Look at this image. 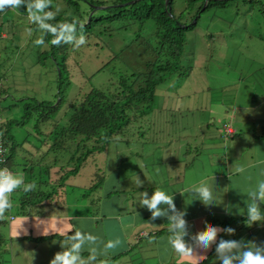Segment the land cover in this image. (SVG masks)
<instances>
[{
  "label": "trees",
  "instance_id": "obj_1",
  "mask_svg": "<svg viewBox=\"0 0 264 264\" xmlns=\"http://www.w3.org/2000/svg\"><path fill=\"white\" fill-rule=\"evenodd\" d=\"M26 2L31 3V0ZM165 2L166 0H48L50 7L43 10L33 8V16L38 19L30 16L26 4L0 11V39L5 40L7 44L0 47V148H2L0 162L10 169L12 176L20 175L24 181L20 188L14 190V197L8 198L12 207L0 216V225L6 224L5 216L13 208L17 211L15 214L23 217L52 215L53 213H44L41 207L45 203L52 205L50 202L53 199L55 203L57 197H63L64 188L67 186L66 180L78 175L92 156L106 150L111 141H120L119 135L132 133L138 128L137 124L150 127L149 131L155 125L162 126L161 121L159 123L155 121L159 115L155 117L152 113L166 115V121L172 114L178 113L182 116L184 111L193 112L195 109L193 107L186 108L184 104L178 103H162L158 98L167 94L165 89L161 91L159 89L172 76H183V79H188L195 71L194 60L197 59L195 50L188 55L186 44L188 32L197 30L201 21L210 20L209 27H214L215 31H224L220 23L232 25L233 16L225 12L229 9L235 11L233 12L236 14V20L240 15L246 19L245 22L250 20L251 27L256 23L253 11L255 6L263 7L264 16V0H170L171 14L167 11ZM240 4L250 7L242 11ZM17 11L21 13L18 16ZM207 12L212 13L209 19L207 17L205 20ZM194 19H197L195 23ZM19 25L28 29L25 35H23L25 28L21 29ZM52 28L56 31L52 32ZM4 32L8 36L7 39L2 37ZM104 36H108L107 40L118 36L121 38L122 47L119 51L111 52L110 60L113 61L121 60L122 53L130 46L145 45L149 51L146 68L143 72L131 71L129 74L116 71L119 75L117 80L115 79L117 82L111 81L106 89L91 86L82 95L68 98L63 91L64 84L70 83V78L77 70L76 67H72L69 59L75 57L78 61L79 51L88 47L91 51L105 40ZM208 36L212 37V34ZM81 37L85 40L83 45L79 43ZM53 39H58L59 43L52 44ZM36 40H42L43 43L36 44ZM101 47L103 48L102 45ZM19 51L22 55H17ZM107 51H110V48ZM19 58L36 59L34 63L40 69H45L42 74L54 76L58 88L56 94L59 96L57 103L55 97L54 100H49L38 99L34 95L20 98L13 95L16 90L12 91L13 84L7 81L11 76L9 71L14 72L15 68L18 69ZM77 61L74 62V66L78 67ZM106 66L108 62H104L99 69L102 70ZM172 96L171 94L170 98ZM17 107L22 109L20 115L15 114ZM197 108L199 109V106ZM201 108L207 109V105L204 103ZM165 124L169 128L172 126L168 120ZM20 130L26 134L23 138H19ZM173 149L174 145L169 150V163L165 162L162 165L156 162V165L166 168L165 174H169V179L172 173L169 171L173 170V158L176 156ZM157 172L160 173L162 170L158 169ZM52 173H55L56 177H52ZM184 173L183 176L177 175L183 179L175 191L194 182L185 170ZM190 175L196 176L194 178L196 180L202 177L203 173L196 170V173ZM161 177L163 178L162 175ZM54 178H57L56 183ZM160 178L158 177V181L161 185L142 183L141 188L147 189L149 194L145 191L140 193L138 209L142 207L140 201L150 199L153 195L154 191L151 189L174 194L171 185L164 178L162 182ZM28 184H33V187L25 191L24 187ZM99 185L100 181L90 188L100 187ZM127 188L137 190L135 184H130ZM136 199L132 195L128 202L129 207L133 208L128 210L132 213L134 208H137ZM133 219L130 216L127 220ZM244 219L230 217L223 222L213 219L208 222L206 229L216 224L228 226L235 220ZM201 235L202 233L188 235V240L200 239ZM23 239L40 241L44 238L28 235L23 236ZM11 241V238L7 239L0 235V264L13 263L12 255L9 257L5 250L6 244ZM131 249L132 246L127 252L129 253ZM127 252L125 254H128ZM215 252L216 248L206 260L211 259ZM80 254L92 257V254L87 252ZM116 260L117 258H112L109 261L116 264ZM102 263L108 262L104 258L95 260V264Z\"/></svg>",
  "mask_w": 264,
  "mask_h": 264
},
{
  "label": "rangeland",
  "instance_id": "obj_2",
  "mask_svg": "<svg viewBox=\"0 0 264 264\" xmlns=\"http://www.w3.org/2000/svg\"><path fill=\"white\" fill-rule=\"evenodd\" d=\"M248 7L250 5L240 4L242 11ZM233 11L231 9L225 11L233 18L230 26H226L223 22L220 23L224 31H215L214 27H209L211 24L209 20L201 21L196 28L198 31L188 32L187 54L190 55L195 50L194 53L197 58L194 60L196 63L195 71L188 79H183V76H172L159 89V91L165 89L167 93L158 98L160 102L184 104L186 108H195L193 112L186 113L184 111L182 116L178 113L170 115L167 119L168 123L172 125L170 128L165 124V122L167 123V120L165 121L166 115L152 113L155 117L159 115L160 119L158 118L155 121L157 123L161 121L162 126L155 125L149 131L150 127L147 128L137 124L138 128L134 129L132 133L124 136L119 135L120 141H111L106 146V150L89 159L77 176H71L66 180L67 186L64 188L65 192L61 197L62 199L57 198L58 203L52 205L45 203L41 207L44 213L66 216L71 211L73 214L90 213L94 216L99 215L101 218L103 214L107 216L106 213L112 208L111 203L113 205L114 200L120 201L122 205L127 200L126 205L120 207L119 204L120 210L130 208L128 202H130L131 196L134 195L137 198V208H134V215L140 218L139 211L148 207L140 201L142 207L138 209L140 193L142 191L148 193L147 189L141 188L142 183L152 184V186L161 185L158 177L160 178L162 175L164 180L171 185V191L178 190L183 177L178 178L177 175L182 174L183 176L185 170L186 174L190 176L191 173H196L197 168L202 164H204L206 171L223 169L221 165L225 164L226 155L228 154H232L240 166L249 170V165L253 162L249 160L253 157L252 148L259 150L261 146L260 143L252 140V134L256 132L262 135L260 128L264 126V16L263 7L255 6L253 11L255 12L256 23L255 25L252 24L251 27L249 26L251 24L250 20L245 22L246 19L241 15L236 20V14ZM211 13H205V20L207 17L209 19ZM19 14L21 13L17 11L16 16ZM19 28H25L23 29L25 30L23 35L27 33L26 30L28 29L26 27L19 25ZM149 33L151 34L152 30ZM210 33L212 37L208 36ZM144 35L146 34L144 33ZM2 37L4 39L8 38L5 32ZM103 39L105 40L100 42V45L96 48H92L91 51H89V47L79 51V62L75 57L69 59L72 67H76L77 70L70 78V83L64 84L63 91L65 95H68V98L82 95L91 86L106 89L111 81L117 80L119 75L116 71L129 74L131 71L143 72L146 68L149 51L145 45L130 46L122 53L123 60L113 61L110 60L111 52L119 51L122 47L121 38L118 36V38L107 40L108 36H104ZM6 45L5 40L0 39V47ZM109 48L110 51H107ZM17 55H22V52L19 51ZM35 61L36 59L33 58L30 60L23 58L18 60L19 65L17 67L20 68L19 70H16V68L14 72L13 70H7L11 74L7 82L13 84L12 91L16 90L13 95L17 98L34 95L38 99L49 100H54L55 97L57 103L59 96L56 94L58 88L56 81L54 82V76L52 74H42L45 69H40L34 63ZM76 61L79 64L78 67L74 66ZM104 62H108V66L100 70L99 68ZM171 94L173 95L172 98H170ZM210 99H213V101H210ZM204 103L207 105V109L201 108ZM255 104H258V106ZM198 106L199 109H196ZM235 109L236 111H234ZM21 113L22 109L17 107L15 114L20 115ZM225 122L233 123V127L239 133L238 137L221 136L224 133L222 128ZM199 134L202 138L197 140L196 137ZM25 135L23 130L19 131V138H23ZM239 143L244 144L245 149H242ZM168 145H174L173 150L176 153L175 158H173V170L169 171L172 172L171 179H169V174H165L167 171L165 167L156 165V162L162 165L165 162L169 163ZM188 145L190 147H184ZM209 145V149H203V147ZM212 148L214 149L211 152ZM209 157V163L213 168L207 166ZM175 160H177L176 163ZM220 160L223 163L220 167H215L218 166ZM212 162H215V164ZM158 169L162 172L158 173ZM173 174H175V177H173ZM13 176L19 177L20 175ZM53 176L55 177V174ZM163 178H160L162 182H164ZM98 181H100V187L91 189L90 186L98 183ZM130 184H135L137 190H134L136 188H127ZM151 190L156 191V189ZM129 191H132V193ZM110 192L111 195H109ZM114 207L116 208V206ZM130 209L133 210V208ZM125 210L122 215L127 216L128 212H125ZM116 211L118 213L117 208L114 213ZM16 212L13 208L9 213L14 214ZM114 215H110V220L114 219L112 218ZM55 217L41 216L39 219H42L44 224V220H52ZM61 218V216H58V220L54 224H57L64 231L66 222L64 218ZM151 218L154 221L158 219L156 215H153V212L149 213L150 222H152ZM5 220L8 222L9 216L6 215ZM7 222L0 225V235L8 239L10 237V224ZM177 224L175 220L170 221L169 227L173 228L160 229V235L171 238L175 244L179 239H182L181 234L178 233L182 229L175 227ZM99 230L100 226L98 230L92 231L89 236L86 234V237L81 232L78 231V233L79 241L82 243L85 241L86 243L90 242L89 244L92 247L94 245L93 251L100 255L102 238L101 233L100 236L97 235ZM116 232L117 230L114 226L112 227V223L108 224L109 242L119 241L120 243V238L118 234L116 235ZM62 242L61 244L64 247L69 245L66 241ZM45 245L47 244L40 243L37 247H33L31 242L13 238V245L12 243L6 244L5 250H7L9 257L14 253L13 264H42L43 259L49 253V247ZM158 245L157 240L147 245L149 248L146 247L145 252H141L145 257V262L139 264H161L162 259L156 253ZM116 247L120 248L118 244ZM133 252L138 254L139 247H136ZM178 255L179 252L174 253V260ZM140 259L142 257H134V260ZM168 262L167 264H171L169 260ZM73 263H76V261L74 260Z\"/></svg>",
  "mask_w": 264,
  "mask_h": 264
},
{
  "label": "crops",
  "instance_id": "obj_3",
  "mask_svg": "<svg viewBox=\"0 0 264 264\" xmlns=\"http://www.w3.org/2000/svg\"><path fill=\"white\" fill-rule=\"evenodd\" d=\"M255 105L258 106V104ZM236 109L234 111H236ZM246 118H248L247 115ZM233 129L235 132L230 138L239 136L238 131L234 127ZM260 129L261 134L263 135L264 126ZM252 136V140L260 143L261 146L259 150L252 148L253 157L252 159L249 158V160L253 162L249 165V170L246 167L240 166L239 163L236 162L237 159L234 158L232 154L226 155L224 165H221L223 161L220 160L218 166H215L220 167L221 165L223 169L219 168L206 171L204 164H202L197 168L198 171L203 173L202 177L194 180L196 176L192 175L191 177L190 175V179L194 181L191 185H185L181 190L175 191L173 195H170L172 192L169 194L167 193L172 197V205L161 202L157 205V210H152L148 207L150 212L158 211L159 214L156 215V217H158V219L155 218L156 221L151 218L152 222H150L149 214L145 210L139 211L141 214L140 218L132 215V218L134 219L132 221L127 220L130 218L132 212L127 209L128 215H121L119 204L120 207L123 205L117 200H114L113 205L116 206L118 213L117 211L114 213L116 208L112 203V208L106 213L107 216L115 214L114 218L117 216L115 220H110L108 217V219H103V217H93L90 213L73 214L71 211L68 212L67 216H60L64 218L65 222L69 220L68 226L70 227L73 225V227L76 228L79 233L81 232L84 234L85 237L86 234L89 236L92 231L98 230L100 226L97 235L100 236L101 233L102 241L100 242V253L104 256H107L110 253L109 250L105 251L104 249L109 241L108 224L110 223H112V227L114 226L116 228V235L118 234L120 238V243H118L120 248H114L117 252H127L131 248L134 235L139 227L142 230L153 231L154 233L158 232L157 235L142 239L141 242L146 239L142 246H138V244L136 245L139 247L138 254L133 252L136 247H132L130 252H127L129 257L131 253L133 254L131 255L132 263L139 264L143 261L145 262V257L141 252H145L147 249L146 247L149 248L147 245L156 240L159 243L156 253H158V257H161L162 259L161 264L169 263L168 260L171 263L172 260H174V253L177 252L175 244L171 238L162 236L159 232L160 229L168 226L169 222L172 220L179 223L182 220L183 224H185L193 233L203 231L204 234L202 232L201 237L206 236L210 229H215L216 235L207 245L201 243V237L193 244H189L188 242L185 244V239H179V241L184 244L185 249L188 252H191V256L179 253L171 264H226V262L227 264H243L245 255L249 252L253 255H259L264 258V198L260 196V186L261 184H264V136H261L260 133L256 132H254ZM196 138L197 140H200L202 136L199 134ZM243 145L239 143V146L242 149H245ZM184 147L190 146L188 145ZM209 148L210 145L208 147H203V149ZM213 149L214 148L211 149V152ZM209 161L210 157L208 158L207 166L212 167ZM212 163L215 164V162ZM205 181L209 182L210 191H212L214 195V203H205L201 200L199 198V193L195 188L187 190L190 187L200 185ZM253 207L256 208L260 221L252 227H239L240 224L236 222L229 227L215 225L206 229L208 222L213 219L222 221L230 216L236 218L251 217V209ZM57 220L58 217H55V219L52 220L46 219L43 224V220L37 217L15 219L13 221L15 224L11 225L10 232L12 236H18L28 233L31 228L34 230V234L37 235L54 232L61 233L62 229L58 227L57 224H54ZM184 234L185 232L183 231V234H181L183 238ZM228 239H233V241L227 244ZM220 240L222 241L218 244L215 255H213L211 259L206 260L208 258L207 256L211 253L214 244ZM61 243L62 242L58 240L53 241L50 246L49 254L43 259L42 264H51L54 259V254L57 251V247L59 245L64 247ZM89 243L90 242L86 243L85 241L82 243L79 241L78 249L85 252H92L94 250V245L92 247ZM221 245H225V247H221ZM114 250L112 249V253ZM61 253H63V250ZM136 256L142 257V260H134V257Z\"/></svg>",
  "mask_w": 264,
  "mask_h": 264
},
{
  "label": "clouds",
  "instance_id": "obj_4",
  "mask_svg": "<svg viewBox=\"0 0 264 264\" xmlns=\"http://www.w3.org/2000/svg\"><path fill=\"white\" fill-rule=\"evenodd\" d=\"M169 2H170V0H166L165 4H166L167 11L171 14V9L169 8ZM21 4H26L27 10H28L30 16L33 19H38V17L33 16V11H32L33 8L36 9V10H43L46 7H50V4L48 3V0H31V3L26 2V0H0V11H4V10L9 9V8H18ZM49 18H51V13H49ZM196 20L197 19H194L193 23H195ZM51 31L55 32L56 29L52 28ZM35 43L36 44H42L43 41L42 40H36ZM58 43H59L58 39H53L52 40V44H58ZM79 43H80V45H83L85 43V40H84L83 37H81ZM227 126L231 128V132L227 131V129H226ZM222 130L224 131V133H223L224 137H231L233 135V133L235 132L234 129H233V123H231V122L223 123ZM172 148H173V145H168V150H170ZM0 150L2 151V148H0ZM0 160H2V159L0 158ZM3 165H2V162H0V168H3V169H0V216H2L5 213V211L9 210L12 207V205L10 203V200L8 198L12 199V197H14V190L20 188L21 185L24 183L22 178L12 176L10 174L11 173L10 169L6 168V166H3ZM53 174H55V173H52V177H54ZM55 177H56V175H55ZM56 179L55 178L53 179L55 183H56V181H55ZM29 187H33V184L25 185L24 190L27 191V189ZM191 188H195L196 189V191L199 193V198L201 200H203L205 203H214L215 202L213 192L210 191L209 182L205 181L202 184L190 187L187 190H190ZM260 189H261L260 196L262 198H264V184H261ZM57 198L59 199V197H57ZM54 200L55 199H53L50 203L53 204ZM161 202L167 203L169 205H172V203H173L172 197L170 195H168L163 190L154 191V193H153V195L151 196L150 199H144L142 201L143 204L148 205V207L150 209H152V210H157V205L160 204ZM55 203H58V202L55 201ZM126 203L127 202L125 200L123 205H126ZM127 209L126 210L125 209L119 210V211H121V215L123 214L124 210H125V212H127ZM144 210L148 214L150 213L148 208H146ZM157 214H159L158 211H154L153 212L154 216L157 215ZM60 215H57V214H52V215L46 214V215H36V216H24V217H28V218H32V217L39 218L41 216H45V217L46 216H56V217H58ZM132 215H134V214L132 213L131 216ZM7 216H9V220H8V222L10 224V230H9V234H10L9 236L10 237L9 238L12 239V241H11L12 245H13V238H17V239H21L23 241H28V242L33 243V247H37L40 243L47 244L45 246L49 247V251H50V246L53 243V241H57L58 240V241H61V242L62 241H66V242L69 243V245L66 246L65 248L62 245H59L57 247L58 251H56V253H55L56 257H55V254H54V258L55 259L52 260L51 264H95V260H99V259L101 260L103 258L106 259L108 263H102V264H109V263L112 264V261H109L112 258H117V260L115 261L116 264H132V262H129V263L126 262L127 260H130L131 255L129 257V254H125L126 252H123V251L117 252V251L114 250V248L119 243V241H116V242H111V241L109 242L108 241V243L104 247L105 251H107V250L110 251V253L107 256H104L101 253L99 255V253H95L94 251L87 252L89 254L91 253L92 257L91 256H86V257L82 256L80 253L81 252H85V251H82V250L78 249V247H79V245H78L79 233L76 230V228L73 227V225H71L70 227L68 226L69 220L66 221V224H67L66 228H64V231H62L61 233L54 232V233H50V234L37 235V234H34V230L30 228L28 233H26V234L18 235V236H12L10 231H11V225L14 224L13 221L15 219L17 220V219L24 218V217L23 216H19V215L15 214V213L14 214L13 213H9V214H7ZM92 216L93 217H99V215L98 216L92 215ZM102 217H103V219H106L107 217L110 218V215L109 216L103 215ZM230 217H232V216H230ZM230 217H228V218H230ZM112 218H114V217H112ZM116 218H117V216L113 220H115ZM228 218H226V219H228ZM232 218H234V217H232ZM244 218L245 219L243 221L235 220V222H232L228 226H223L221 224H216V225H221L222 227H229L233 223L237 222V223L240 224L239 227L248 228V227H252L253 225H255L256 223H258L260 221L259 220L260 217H259L255 207H253L251 209V217H244ZM226 219H224V220H226ZM224 220H222V221L218 220V221L223 222ZM176 223H178V224L175 227H180L182 229V231L179 230L178 233L183 234V231L185 232L184 238L182 237V240L185 239L184 240L185 243L188 242L189 244H193V243H195L198 240V239L197 240H188V235L189 236H193V234L196 235L198 233H202L200 231L197 232V233H193L192 231L189 230V228L185 224H183L182 220L180 221V223L179 222H176ZM213 226H215V225H213ZM166 228L172 229L173 227H169V225H168V226H166ZM187 231H190L191 233H187ZM159 232H161V231L159 230ZM157 233L158 232L154 233L153 231L142 230L139 227L138 230L136 231L135 235H134V239H133V242H132V247L142 246L144 244V241L146 240L145 239V240H143L141 242L142 239L148 238L150 236L157 235ZM28 235H31L32 237H35V238L43 237L44 239H42L40 241L24 240L23 236H28ZM215 235H216V230L215 229H210L206 236H202L201 237V243L204 244V245H207L209 243V241H212L214 239ZM221 241L222 240L217 241L214 244L212 250L215 249V248L217 250V246H218V244ZM232 241H233V239H228L227 244L231 243ZM137 244H138V246H136ZM221 247H225V245H221ZM175 248H176V251L181 253L182 255L191 256V252H188L185 249L184 244L182 242H180L179 240L175 243ZM112 249L114 250L113 253H112ZM62 250H63V253H61ZM77 252H79V253H77ZM215 253L213 255H215ZM213 255H212V257H213ZM11 259H12L11 262L13 261V263H14V259H15L14 253L12 254ZM74 260L76 261V263H73ZM131 261H132V258H131ZM226 264H227V262H226ZM243 264H264V258H262L259 255H253L251 252H249V253H247L245 255V259L243 261Z\"/></svg>",
  "mask_w": 264,
  "mask_h": 264
},
{
  "label": "built area",
  "instance_id": "obj_5",
  "mask_svg": "<svg viewBox=\"0 0 264 264\" xmlns=\"http://www.w3.org/2000/svg\"><path fill=\"white\" fill-rule=\"evenodd\" d=\"M226 129H227L228 132H231V128L230 127L227 126Z\"/></svg>",
  "mask_w": 264,
  "mask_h": 264
}]
</instances>
